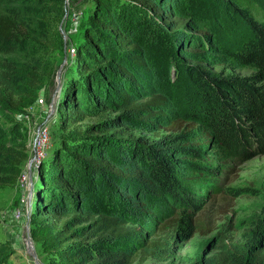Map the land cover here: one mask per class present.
Returning <instances> with one entry per match:
<instances>
[{
  "label": "trees",
  "instance_id": "1",
  "mask_svg": "<svg viewBox=\"0 0 264 264\" xmlns=\"http://www.w3.org/2000/svg\"><path fill=\"white\" fill-rule=\"evenodd\" d=\"M92 1L83 40L75 47L70 76L56 103L61 126L69 132L40 162L33 179L30 238L47 264H142L147 258L167 261L182 242L212 230L206 213H200L203 203L185 190L178 167L156 145L105 135L109 129L153 127L155 120H161L167 129L180 132L162 142L181 141L178 150L190 158L177 160L183 170L216 178L226 173L229 163L240 164L264 155V12L259 17L252 15V10L243 8H251V1L237 0L241 7L237 18L245 29L223 33L220 39L215 31L222 27L208 33L211 24L202 19L204 11H199L193 17L200 34L196 45L218 55L185 51L198 59L225 62L235 70H251L249 76L222 77L205 67L189 66L183 68L189 83L182 99L165 93L142 98L137 89L154 76H147L148 56L138 36L146 24L166 29L173 24L177 28L171 32L181 34L183 21H171V0ZM10 2L0 0V172L9 160L12 172L8 183L13 185L27 154L9 145L3 126L10 124L9 132L15 133L18 123L4 113L3 104L16 111L35 97L42 78L35 66L49 61L58 47L60 31L59 22L41 17L39 23H33L12 12ZM210 16L221 19L218 12ZM28 46L33 48V57L30 68L20 76L12 58L27 54L24 50ZM107 113L117 115L109 117ZM88 116L100 120L81 128ZM192 133L197 135L187 141L186 136ZM208 155L215 166H198L191 161L205 160ZM120 157L142 163L148 184L158 195L155 198L173 208L174 217L168 223L152 221L144 229L125 218V208L120 207L119 213L110 211L105 191L115 188L118 181L139 179L140 174L138 170L137 177L123 175L117 164ZM254 243L256 239L239 251L219 238V252L204 264H264V254L255 250ZM5 262L6 252L0 249V264Z\"/></svg>",
  "mask_w": 264,
  "mask_h": 264
},
{
  "label": "rangeland",
  "instance_id": "2",
  "mask_svg": "<svg viewBox=\"0 0 264 264\" xmlns=\"http://www.w3.org/2000/svg\"><path fill=\"white\" fill-rule=\"evenodd\" d=\"M236 1L171 0V21L181 19L184 23L183 28L179 29L183 30L181 34L175 35L177 31L171 32L177 28L173 24L167 29L155 24H146L138 36V42L148 56L147 76L153 75L154 79L148 81L146 78L141 85L139 84L142 87L137 89L140 92L138 97L165 93L170 98L172 96V98L182 99V94L189 83L183 68L187 69L189 66L205 67L222 77L249 76L252 73L251 70H235L222 61L213 63L206 60L207 58L198 59L185 54V51L189 53L203 51L207 55H218L210 49L201 50L196 45L199 42L196 38L200 37V34L198 22L193 17H196L199 11H204L205 16L202 19L206 18L211 24L208 33L213 32L216 26L222 27L221 31H215L219 33L220 39L223 33L233 30L239 33L245 29L243 22L237 18L239 13L237 9L241 7ZM250 1L251 8L248 6L243 8L252 10L250 14L259 17L264 12V0ZM92 6V0H11L8 5L12 12L23 14L33 23H39L41 17H45L50 22H59L60 38L58 47L49 61L41 66H35V70L42 75L35 97L29 99L16 111L3 104L4 113L13 117L18 123V131L15 133L9 132L10 124L3 126L9 145L14 151L20 149L27 154V159L22 163L21 174L13 185L8 183L12 172L8 167L9 160H5L0 172V249L6 252L5 264H47L38 245L32 241V249H30L26 244L27 237H30V216L25 215L16 222L14 213L26 205L23 200L27 196V203L31 206V210L33 209L34 185L30 183L29 191L24 192L21 176L25 173L35 179L40 163L37 166L32 164L33 142L38 131L44 127L47 129L49 143L45 150V157L60 138L69 132L61 126L56 103L63 83L70 76L74 59L72 51L83 40V30ZM215 12L219 13L221 19L216 21L213 16H210ZM185 41L188 43L183 44ZM25 49L27 54L12 58L20 76L30 68L29 61L34 53L30 52L33 50L32 46ZM149 69H151L150 72ZM40 99L43 104L38 102ZM107 115L115 117L117 114L107 113ZM99 120L98 117L88 116L80 127L85 128ZM179 134L180 132L167 129L163 121L155 120L153 127L125 125L118 130L109 129L105 135L123 141H140L146 146L156 145L158 149L163 150L162 154L171 159L174 167H178L177 172L184 175L180 177H184L185 190L196 198L199 197L203 203L200 213H206L208 225L212 229L205 235L195 234L189 240L182 242L171 259L157 261L147 258L142 264H204L205 260L219 252L217 248L219 238H222L229 246H236L239 251L256 239L255 250L264 254V155L253 157L240 164L229 163L226 173L218 178L210 177L196 171H186V168L183 170L181 164L177 163L178 159H190L178 150V147L183 145L181 141L169 140ZM196 135L192 133L186 136V140L189 141ZM164 138H169L167 139L169 142L163 143ZM191 161L198 166L216 165L210 155L205 160L191 159ZM117 164L123 175L127 177H137L138 170L140 174L139 179L118 181L116 185L114 184L115 188L105 191V198H108L106 204L108 207L110 205L112 213H119V208L123 207L127 210L125 218L131 219L133 223H139L144 229L150 226L152 221L166 224L173 219V208H167L163 199L158 201L155 198L158 195L150 188L142 163L120 157ZM139 167L143 168L138 169ZM199 174L202 175L198 177ZM196 178L199 181H192ZM211 187L218 189L213 190ZM171 231L169 233H173L174 230Z\"/></svg>",
  "mask_w": 264,
  "mask_h": 264
},
{
  "label": "built area",
  "instance_id": "3",
  "mask_svg": "<svg viewBox=\"0 0 264 264\" xmlns=\"http://www.w3.org/2000/svg\"><path fill=\"white\" fill-rule=\"evenodd\" d=\"M75 54V50L72 51ZM40 104H43V101L40 99L38 100ZM49 143V137L47 133V129L44 127L38 131L37 137L33 142V150H34V157L32 159L33 166H37L41 160L45 158V150L47 149ZM21 183L24 186V192L29 191V187H31L29 176L27 174H22L21 176ZM28 197V196H27ZM27 197L24 198V202L26 205L15 211L14 218L17 221L25 217L27 215L29 217V213L31 211V206L27 203ZM25 207V209H24Z\"/></svg>",
  "mask_w": 264,
  "mask_h": 264
},
{
  "label": "water",
  "instance_id": "4",
  "mask_svg": "<svg viewBox=\"0 0 264 264\" xmlns=\"http://www.w3.org/2000/svg\"><path fill=\"white\" fill-rule=\"evenodd\" d=\"M29 181H30L31 184L33 183V179L31 177V175L29 176ZM26 244H27L28 248L32 249V240H31V238L29 236L27 237ZM33 256H35V255L33 254Z\"/></svg>",
  "mask_w": 264,
  "mask_h": 264
}]
</instances>
